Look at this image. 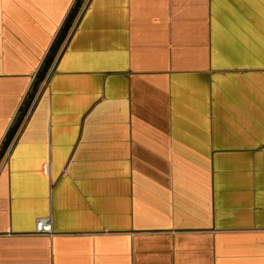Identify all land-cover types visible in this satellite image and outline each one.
<instances>
[{"label": "crops", "instance_id": "crops-1", "mask_svg": "<svg viewBox=\"0 0 264 264\" xmlns=\"http://www.w3.org/2000/svg\"><path fill=\"white\" fill-rule=\"evenodd\" d=\"M78 1L0 0V264H264V0Z\"/></svg>", "mask_w": 264, "mask_h": 264}, {"label": "trees", "instance_id": "trees-1", "mask_svg": "<svg viewBox=\"0 0 264 264\" xmlns=\"http://www.w3.org/2000/svg\"><path fill=\"white\" fill-rule=\"evenodd\" d=\"M84 1L85 0H79L78 3H77V5H76V7H75V9L73 10V12L71 13V15L69 16V18L67 20L66 27L64 29L65 30L64 31V34L62 36L61 42L59 43L60 45L64 41L65 37L67 36V33L69 32V29L71 27V24H72L73 20L76 18V16H77L80 8L82 7ZM53 60H54V56H52L50 59H47L46 64H45V68L38 75V78H37V81H36L37 85H39L45 79L46 74H47V71H48V68L52 64Z\"/></svg>", "mask_w": 264, "mask_h": 264}, {"label": "built area", "instance_id": "built-area-1", "mask_svg": "<svg viewBox=\"0 0 264 264\" xmlns=\"http://www.w3.org/2000/svg\"><path fill=\"white\" fill-rule=\"evenodd\" d=\"M45 83L46 81L43 80ZM36 233L46 236L53 235V225L51 218H41L36 222Z\"/></svg>", "mask_w": 264, "mask_h": 264}]
</instances>
